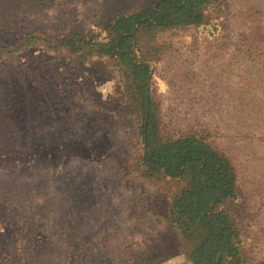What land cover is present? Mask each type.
Returning <instances> with one entry per match:
<instances>
[{"label": "rangeland", "instance_id": "374dc122", "mask_svg": "<svg viewBox=\"0 0 264 264\" xmlns=\"http://www.w3.org/2000/svg\"><path fill=\"white\" fill-rule=\"evenodd\" d=\"M146 1L0 0V45L34 28L57 38L72 24L103 40L117 14ZM205 15V24L158 35L168 49L151 65L153 87L164 125L204 137L235 161L239 194L229 208L242 264H264V0H214ZM240 31L256 44L240 42ZM120 74L105 57L82 61L38 47L0 61V264H123L124 253L154 235L149 218L141 233L132 220L141 191L122 162L135 137L115 112ZM180 188L166 178L157 209ZM158 233V264H191L176 228Z\"/></svg>", "mask_w": 264, "mask_h": 264}, {"label": "trees", "instance_id": "16d2710c", "mask_svg": "<svg viewBox=\"0 0 264 264\" xmlns=\"http://www.w3.org/2000/svg\"><path fill=\"white\" fill-rule=\"evenodd\" d=\"M213 1L143 2L117 14L107 25L103 40L86 38L80 26L72 24L57 38L34 28L21 33L15 43L0 45V61L15 63L21 54L38 47L46 53L79 57L82 61L93 56L105 57L121 72L123 105L115 112L128 120L135 137L134 150L122 162L126 177L141 191L132 220L136 229L148 218L156 226L154 235L147 236L142 246L123 254V264L161 262L163 254L152 251V245L159 240L158 230L170 227L176 228L191 245L187 254L191 264H242L244 261L240 229L229 208L239 194L235 161L204 137L191 133L177 135L164 125L152 80V63L159 61L168 49L166 43L157 41L158 35L205 24V9ZM239 33L240 42L256 44L255 38L246 31ZM241 51L247 52L242 46ZM69 122L65 128L71 125ZM166 178L178 181L181 188L166 210L163 206L157 209L153 198ZM10 194L8 191L3 195L7 199ZM20 248L25 253L27 244Z\"/></svg>", "mask_w": 264, "mask_h": 264}]
</instances>
